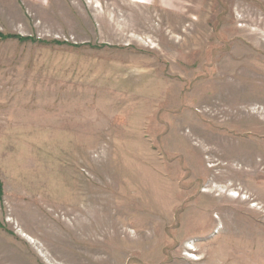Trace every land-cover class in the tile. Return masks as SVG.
<instances>
[{
	"label": "rangeland",
	"instance_id": "1",
	"mask_svg": "<svg viewBox=\"0 0 264 264\" xmlns=\"http://www.w3.org/2000/svg\"><path fill=\"white\" fill-rule=\"evenodd\" d=\"M0 264H264V0H0Z\"/></svg>",
	"mask_w": 264,
	"mask_h": 264
}]
</instances>
